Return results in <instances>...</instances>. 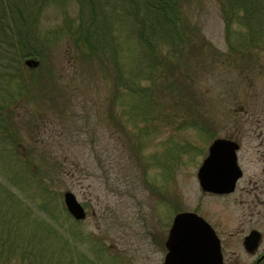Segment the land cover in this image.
<instances>
[{
	"label": "rangeland",
	"instance_id": "374dc122",
	"mask_svg": "<svg viewBox=\"0 0 264 264\" xmlns=\"http://www.w3.org/2000/svg\"><path fill=\"white\" fill-rule=\"evenodd\" d=\"M135 1L0 0L2 16L16 15L0 19V43L14 48L0 55V264H161L180 211L226 232L251 226L247 174L219 196L202 191L196 173L217 137L239 139L244 169V149L264 132L255 123L264 117V35L258 49L241 46L250 35L236 37L237 57L216 0H191L186 31L196 29L171 73L158 65L170 47L154 54L137 35L133 23L152 14ZM19 47L35 54L18 61ZM175 83L184 90L170 92ZM66 190L83 220L67 212Z\"/></svg>",
	"mask_w": 264,
	"mask_h": 264
},
{
	"label": "trees",
	"instance_id": "16d2710c",
	"mask_svg": "<svg viewBox=\"0 0 264 264\" xmlns=\"http://www.w3.org/2000/svg\"><path fill=\"white\" fill-rule=\"evenodd\" d=\"M188 2H191V0H137L134 2L135 5H139L141 8H144L146 12L152 14L149 22L143 17L142 20L139 19L138 24L133 23L135 29L138 27L136 32L138 33L137 35L143 40L144 44L152 46L155 44V50H153L154 54L157 51L156 47L158 44H164L170 47L167 50L168 54H158V65H162L166 71L171 73L179 69L177 63L173 61L176 59L171 57H173L174 52L180 51L185 45H190L188 32H192V30L196 29V27H190L189 31H186L189 24L186 22L184 5ZM216 2L225 25V35L231 53L235 54L237 57H244L243 50L239 51L238 47L233 45V41L236 37H240L243 42V35H250L251 39L248 43H242L241 46L246 44V49H250L249 46H251L252 49L253 47L258 49L254 45L262 41L264 35V32L260 30L263 28H258V26H262L260 25L261 19L262 16L264 17V0H216ZM16 6L18 5L16 4ZM15 17L14 7H12V10L6 15L2 16L0 14V19L5 20L8 24H11L15 20ZM87 20L97 22L96 27L102 22L99 16L94 12L88 14ZM236 26L238 28H236ZM87 27L90 29L91 26L89 25ZM135 31L136 30H133V34H135ZM126 35L125 33V36ZM0 37H2L1 29ZM7 39L9 38H6L5 42H8ZM7 44L8 45H5L2 39V43H0L1 56H8L9 52L14 49L12 47L13 43L8 42ZM29 53L35 54V51L30 50V48L23 49L19 47V50L15 51V58L19 61L22 56ZM158 65L155 64L156 69ZM158 70L163 69L159 68ZM119 72L121 73L120 70ZM172 75L174 77V74ZM124 78L130 79V76L126 74ZM154 85L156 87L155 83ZM178 85L179 84L175 83L170 87V92H174L177 88L184 90V87ZM153 89L155 93L165 91V88L161 87Z\"/></svg>",
	"mask_w": 264,
	"mask_h": 264
},
{
	"label": "water",
	"instance_id": "95a60500",
	"mask_svg": "<svg viewBox=\"0 0 264 264\" xmlns=\"http://www.w3.org/2000/svg\"><path fill=\"white\" fill-rule=\"evenodd\" d=\"M24 64L33 68L38 62L27 58ZM237 148V142L229 137H217L211 141L196 173L202 191L228 194L234 190L242 175L237 163ZM63 201L67 212L75 220L85 218L84 207L74 193L64 191ZM258 236L257 231H252L247 239L256 241ZM165 246L162 264H224L214 230L202 216L193 211H180L174 215Z\"/></svg>",
	"mask_w": 264,
	"mask_h": 264
},
{
	"label": "flooded vegetation",
	"instance_id": "af4514ba",
	"mask_svg": "<svg viewBox=\"0 0 264 264\" xmlns=\"http://www.w3.org/2000/svg\"><path fill=\"white\" fill-rule=\"evenodd\" d=\"M255 123L258 127L264 129V117L259 121H255ZM258 136L259 139L256 143L253 142L254 140H250L247 144V147L244 149L247 156L246 163L244 164V169L241 168L238 162V153L241 150L239 139L235 137H229L238 144V148L236 150L237 163L242 171V175L237 180L234 190L228 194H231L236 190L238 182L245 176V174H247L246 183L244 186H242V190L246 195L244 204L248 209V218L246 220V223L250 224L251 226H249L248 229L243 233H240L242 229L239 227L235 230L226 232L225 230L223 231L222 229H220V225L208 222L219 240L221 259L224 264H241L238 257H234V253L236 251H241L253 257L254 260L252 264H264V249L260 250L262 242L264 241V214H262V211H264V132H259ZM215 195L222 196L227 194ZM259 206L263 208L262 211L261 209H257V207ZM170 227L171 224H169L166 238L163 243L165 254V243L169 234ZM252 231H257L259 233L258 240L253 241V238L247 239Z\"/></svg>",
	"mask_w": 264,
	"mask_h": 264
}]
</instances>
